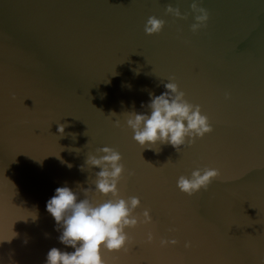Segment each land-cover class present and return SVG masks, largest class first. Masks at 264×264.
<instances>
[{"label":"water","instance_id":"1","mask_svg":"<svg viewBox=\"0 0 264 264\" xmlns=\"http://www.w3.org/2000/svg\"><path fill=\"white\" fill-rule=\"evenodd\" d=\"M192 2L0 0V264L74 251L46 204L64 186L84 199L100 171L85 162L103 147L123 157L120 195L139 197L136 214L150 209L153 220L126 230L127 254L102 252L106 264H264V0H199L209 21L195 34L192 15L165 14ZM150 16L166 22L158 35L144 32ZM173 76L213 132L180 152L141 149L126 112L150 114V94ZM203 167L220 177L180 192L179 176ZM161 238L178 244L161 248Z\"/></svg>","mask_w":264,"mask_h":264},{"label":"clouds","instance_id":"2","mask_svg":"<svg viewBox=\"0 0 264 264\" xmlns=\"http://www.w3.org/2000/svg\"><path fill=\"white\" fill-rule=\"evenodd\" d=\"M165 14L182 20L192 15L194 22L190 31L193 34L207 27L209 21V12L200 6L199 0H193L190 13L182 14L179 7L168 5ZM165 23L156 16H150L144 25V32L148 36L158 35L163 31ZM168 80L164 84L166 91L161 95L150 94V102L147 104L150 114L126 112V126L132 130L133 140L141 149L153 150L157 154L160 151L158 144L171 145L180 152L213 132L209 118L202 114L200 105L186 99V94L175 83L174 76ZM225 99H231L229 93L225 94ZM114 126L120 128V121H114ZM64 128L65 125H59L58 132L63 134ZM122 159V155L110 147L97 149V155L87 157L85 163L100 171L96 173L94 189L83 190L84 199H79V193L67 186L55 189V194L47 201L46 210L60 226L59 242L74 251H61L53 247L47 253L46 264H106L102 252L127 254L130 251L132 240L126 230L153 224L150 209L146 208L141 214H136V210L141 207L139 197L130 196L125 199L120 195L118 185L126 172ZM68 167L71 168V165ZM220 175L217 168H197L190 176H179L176 187L191 197L202 190L207 191ZM128 176H134V173L128 172ZM90 193H98L107 199L94 203L88 198ZM169 231L175 232L176 229ZM155 239L154 233L148 231L146 243L151 244ZM177 244L176 239L159 240L161 248ZM184 247L190 249L192 243L185 242Z\"/></svg>","mask_w":264,"mask_h":264}]
</instances>
